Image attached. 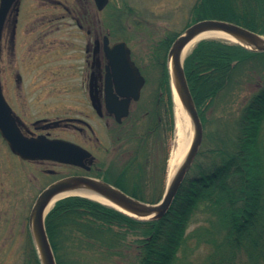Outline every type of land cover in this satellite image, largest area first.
Here are the masks:
<instances>
[{
	"label": "trees",
	"instance_id": "trees-1",
	"mask_svg": "<svg viewBox=\"0 0 264 264\" xmlns=\"http://www.w3.org/2000/svg\"><path fill=\"white\" fill-rule=\"evenodd\" d=\"M109 9L116 12L112 4ZM122 10L134 14L126 4L119 15L111 14L121 34ZM189 15L187 26L220 20L264 35V0H195ZM179 34L152 45L162 58L168 137L174 115L167 52ZM183 67L203 141L170 209L158 220L143 221L87 198L61 199L45 219L56 264H264V52L202 40ZM244 84L256 92L238 112L210 116L220 99ZM144 110L145 124L139 127L135 116L133 128L119 139L125 158L101 177L132 198L155 204L165 190L169 147L157 159L152 138L161 139L162 125L160 118L154 122L151 105ZM199 211L207 215L206 225L187 233ZM204 246L208 252L198 254ZM24 250L23 264H40L29 231Z\"/></svg>",
	"mask_w": 264,
	"mask_h": 264
},
{
	"label": "rangeland",
	"instance_id": "rangeland-1",
	"mask_svg": "<svg viewBox=\"0 0 264 264\" xmlns=\"http://www.w3.org/2000/svg\"><path fill=\"white\" fill-rule=\"evenodd\" d=\"M51 1L19 0L16 35L6 43V48H4L0 58L1 83L5 85L14 83L16 70L21 66L26 83L33 80L44 83L47 77L51 78V81L48 82H53L54 99H57V96L80 98L81 92L79 93L76 90L75 97L72 94L75 88L78 89V85L87 82L88 78L87 67L84 65L82 41L86 34L87 24H85L83 30H80L65 9L55 6ZM59 1L69 8H74L75 13L78 14V3L82 1ZM110 1L116 11L120 10V7H123L124 4L130 10H134V14L131 11H129V14L125 11V15L121 16V23L127 28L126 38L130 40L129 45L133 47L135 56L143 66V72L147 78V85L142 96L144 103L140 104L139 107L135 106L138 107L139 115L137 117L140 118L137 125L145 124L146 120L142 118L143 113L141 111L144 107L148 108L151 103V111L155 117L154 122L156 123L160 118L162 125L160 130L162 132L161 139H158L159 137L155 135L152 138L153 150H155L158 159L166 145L169 147L171 154L175 145V135L172 134L168 137L165 134L168 124H166V95L162 91L164 83L162 72L157 70L158 67L151 66L150 54L146 62L140 52L147 51L150 53L152 43H156L167 32L180 31L189 20V12L195 0ZM83 7H86V11L89 12L88 1L85 2ZM89 16L90 18H96V13L92 8L87 17ZM105 17L104 13L101 14L103 34L106 33L104 26L108 25ZM14 18L13 10L9 19L10 23ZM140 22L144 23L142 28L137 26ZM57 28L59 30L55 31ZM50 30L52 31L49 32ZM112 39L115 41L119 38ZM45 52L51 53L47 56L48 60L45 58L46 56H39V54ZM46 67L48 72L45 78L42 79L41 73L45 71ZM255 92L256 88L253 85L244 84L237 87L230 95L218 101L216 110L210 112V116L214 118L217 116L224 117L238 112ZM159 103V110L155 111L154 108ZM85 114H88V112ZM151 115L153 116V114ZM90 119L92 120V118ZM133 119V117L130 118V124L127 127L123 126L125 130L131 128ZM101 133V142L94 143L95 146L90 145L89 148L98 154L97 167L106 170V168L120 164V161L125 158L126 148L125 145L116 142L114 133L107 134L104 130ZM120 148L124 152L120 151ZM35 172L34 167L21 164L18 160H15L0 139V264H23V253L25 252L23 249L26 246V234L29 229V214L37 191L40 189V187L35 189L36 186L33 185L32 174ZM206 218L207 215L199 211L192 219L187 233H192L198 227L206 225ZM208 250L209 248L204 246L198 249L199 252L197 253L206 254Z\"/></svg>",
	"mask_w": 264,
	"mask_h": 264
},
{
	"label": "flooded vegetation",
	"instance_id": "flooded-vegetation-1",
	"mask_svg": "<svg viewBox=\"0 0 264 264\" xmlns=\"http://www.w3.org/2000/svg\"><path fill=\"white\" fill-rule=\"evenodd\" d=\"M79 1L82 2L78 3V14L75 13L76 10L74 8L65 6L59 0H52L51 2L57 7L64 8L66 13L73 18L80 30H83L85 24H87L86 34L82 41L84 46V65L87 67L88 78L87 82L78 85V89L75 88L72 94V96L75 97L77 90L79 93L81 92V97L71 98V96H68L63 98L57 96V99H54L53 82H48L51 81V78L47 77L44 83L34 80L26 83L21 66L16 70L14 83H8L7 85L1 83L4 97L11 106L17 125L23 135L26 137L45 136L49 139L71 141L87 149L93 157V159H83L81 161L82 166L75 167L53 161H24L18 156L11 154L13 158L18 160L21 164L36 169V172L32 174L34 180L33 185L36 186L35 189L40 187L36 196L47 186L63 178L73 176L97 178L102 176L104 169L102 170V168L97 167L98 154L96 151L89 148V146H95L94 143L97 144L101 142V132L103 130L107 132V134H110L118 127V125H116V114L106 107L107 98L110 102V109L115 110V106L113 105L114 99L112 97L116 96L118 100H122V97L117 93V89L122 91V88L129 89L137 85L127 81V71H117L114 68L116 65L123 67L122 61L115 62L108 58L105 52L104 38L107 37L109 46H111L115 43L112 39L115 38V36H110L108 32L103 34L101 13L100 15L97 14L94 9L95 5L93 1ZM87 1L90 7L89 12L86 11V7H83ZM91 8L95 11L96 18L87 17L91 12ZM17 22V19L12 21V23H10L9 19L5 22L0 45V58L4 48H6V43L16 35ZM111 27H114V25L108 23V28L104 29L109 31L108 29ZM58 30V28L55 29V31ZM51 31L52 30L49 32ZM140 53L142 58L144 57L147 61L150 53L147 51ZM50 54V52H45L39 54V56H46L45 58L48 60L47 56ZM121 54L123 53H120V57H122ZM130 58L134 61L140 74L145 78L146 85L147 78L142 72L143 66L136 60L137 56H135V52L131 48ZM47 72L48 68L46 67L45 71L41 73L43 76L42 79L45 78ZM145 85L143 87H145ZM143 90L144 89L141 91V97ZM98 104L99 110L97 109ZM135 106L136 102L131 101L129 104V115L122 119L121 124L124 121L126 124L130 122L128 118L131 116L132 110L135 109L134 111H136L138 109V107ZM85 111L88 112V114H85ZM120 112L121 110L118 113ZM88 116L92 118V120ZM105 172H107V170Z\"/></svg>",
	"mask_w": 264,
	"mask_h": 264
},
{
	"label": "water",
	"instance_id": "water-1",
	"mask_svg": "<svg viewBox=\"0 0 264 264\" xmlns=\"http://www.w3.org/2000/svg\"><path fill=\"white\" fill-rule=\"evenodd\" d=\"M17 1L18 0H0V42L4 22L11 8ZM108 1L109 0H95V3L98 9L102 10ZM211 30H219L231 35L238 41L236 42L237 44L250 51L264 52L263 36L246 30L238 25L217 20L199 21L187 28L185 32L173 42L168 52L172 92L176 90L179 99L189 116L193 128V140L190 143V147L183 163L172 176L170 181L167 182L162 199L156 204L144 203L126 195L116 187L88 177H69L51 184L38 196L29 216L31 235L41 264H56L45 230V217L50 210L51 204L53 205L59 199L68 196L88 197L79 194H68L53 201L59 194L81 189L88 195H96L104 198L124 211L104 204L101 201H94L112 207L134 219L143 221L158 220L168 212L199 151L203 138L202 124L189 91L183 71V62L181 63V56L196 36L202 32ZM122 50L128 51L124 43L116 44L110 49V51L113 52ZM139 90V88H136L132 91V94H130L131 91L127 92V94L130 95V97L134 96V99L137 100L139 98ZM97 109L99 110V104ZM127 111L128 106L125 103L124 113L122 115H127ZM0 133L7 141L11 150L25 160L47 159L73 165H81L80 162L82 159L90 156L87 151L69 142L59 140L50 141L43 137H39L38 139H29L24 137L17 127V123L11 113V109L4 100L1 87Z\"/></svg>",
	"mask_w": 264,
	"mask_h": 264
},
{
	"label": "bare ground",
	"instance_id": "bare-ground-1",
	"mask_svg": "<svg viewBox=\"0 0 264 264\" xmlns=\"http://www.w3.org/2000/svg\"><path fill=\"white\" fill-rule=\"evenodd\" d=\"M111 4H113V3L110 1V4L107 3V5L102 9V12H104V14L106 15L105 18H107V19L112 18L111 14H117V15L120 14V11H116V12H114L113 10L109 11L110 10L109 6ZM113 7H114V5H113ZM122 11H123V15H125L126 10H122ZM106 13H108L109 15H107ZM123 15H121V16H123ZM217 21H220V20H217ZM121 22H122V18H121L120 23ZM222 22H226V21H222ZM186 26H187V23H185V25H184V32L187 28L190 27V25L187 27ZM118 38H121V37H118ZM201 40H221V41L228 42V43L238 42L234 37H232L231 35L223 32V31L211 30V31L202 32L201 34L196 36L192 40V42L187 46V48L185 49V51L183 52V54L181 56V63L183 62L186 54H188L192 50L193 46ZM183 71H184V67H183ZM169 75H170V73H169ZM170 80H171V78H170ZM142 89H144V87ZM170 89H171V94H172L171 84H170ZM141 91L142 90H140V92ZM173 92H174V94H173L174 116L173 117L175 118L174 119L175 145L173 146V149H172L171 154L169 156L168 169H167V181H170L172 176L175 174V172L178 170V168L183 163V161L186 157V154L188 152V149L190 147V143L192 142L191 140H193L192 125H191L189 116L187 115V113H186V111H185V109H184V107H183V105L179 99V96H178L176 90H174ZM199 119H200V117H199ZM202 141H203V138H202ZM68 194L85 195V196H88V198H90L92 200H98L104 204H107L109 206H113V207H116L120 210H123V209L119 208L117 205L105 200L104 198L98 197L96 195H88L85 191H83L81 189H76L74 191H68V192L59 194L54 198L53 201H55L58 198H62ZM51 206H52V204H51Z\"/></svg>",
	"mask_w": 264,
	"mask_h": 264
}]
</instances>
